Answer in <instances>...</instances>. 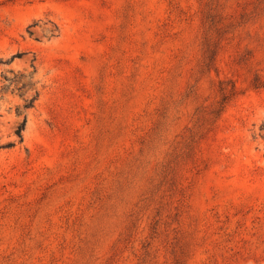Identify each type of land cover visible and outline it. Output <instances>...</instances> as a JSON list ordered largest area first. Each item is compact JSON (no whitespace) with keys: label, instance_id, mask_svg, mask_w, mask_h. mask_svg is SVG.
Returning a JSON list of instances; mask_svg holds the SVG:
<instances>
[{"label":"rangeland","instance_id":"rangeland-1","mask_svg":"<svg viewBox=\"0 0 264 264\" xmlns=\"http://www.w3.org/2000/svg\"><path fill=\"white\" fill-rule=\"evenodd\" d=\"M7 143L0 264H264V0H0Z\"/></svg>","mask_w":264,"mask_h":264},{"label":"trees","instance_id":"trees-1","mask_svg":"<svg viewBox=\"0 0 264 264\" xmlns=\"http://www.w3.org/2000/svg\"><path fill=\"white\" fill-rule=\"evenodd\" d=\"M8 72L12 73L11 70H9ZM32 76H33L32 73H30L27 76L20 73L18 76L19 78H25L26 77V81H23V82H21L20 79L16 77V75L13 78H6L5 75L3 77L9 80V85H13L14 88H16L19 91L20 96H23L25 94V92H27V90L33 88V82L31 81ZM220 91H221L222 97H221V100L218 102L219 103L218 104V111L222 110L226 101L234 94L232 85H231V88L229 90L225 91V89H220ZM37 95H38V92L35 91V94L30 99H24L25 103L23 104V108L24 109L31 108L33 106V102L36 100ZM24 123H25V118H23L22 122L20 123V125L18 126V128L15 131V133L17 134V136L19 138V142L22 140L21 132L24 129ZM12 145H13V143H7L5 145L0 146V148L10 147Z\"/></svg>","mask_w":264,"mask_h":264}]
</instances>
